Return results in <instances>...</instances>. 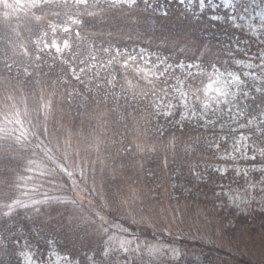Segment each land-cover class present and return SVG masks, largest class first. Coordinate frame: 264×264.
Listing matches in <instances>:
<instances>
[{
	"label": "trees",
	"instance_id": "16d2710c",
	"mask_svg": "<svg viewBox=\"0 0 264 264\" xmlns=\"http://www.w3.org/2000/svg\"><path fill=\"white\" fill-rule=\"evenodd\" d=\"M227 16L179 0H0V264H23V247L37 264L49 251L61 264H264V209L223 193L220 115L157 109L176 86L206 96L180 63L209 77L262 60ZM228 105L247 162L264 163V91L248 82Z\"/></svg>",
	"mask_w": 264,
	"mask_h": 264
},
{
	"label": "rangeland",
	"instance_id": "374dc122",
	"mask_svg": "<svg viewBox=\"0 0 264 264\" xmlns=\"http://www.w3.org/2000/svg\"><path fill=\"white\" fill-rule=\"evenodd\" d=\"M109 1L114 3H132L135 0ZM179 1L187 5L188 8L197 6L199 10L210 8L212 11H227V20L233 21L237 27L244 28L248 35L255 40V43H253L254 47H249V50L259 51V57L261 53L262 60L255 63V61L243 59V61H239L238 69L232 70L214 67L210 71L209 77L206 74L201 75V64L180 63L178 65L180 70L194 69L199 72L203 81L200 84V89L202 93L207 92V94L199 99H193L188 96L187 92L176 86L172 89V93H168L159 99L157 109L161 113L166 114L179 105L182 108L183 116L191 115L193 118L204 117L203 120L213 117L214 114L220 115L224 128L232 133L227 147L225 149L222 148V157L225 162L217 166V170L220 173L228 170L233 172L232 177L234 178L232 180L230 178L223 190V193L227 197L228 206L245 213L251 209H264V163L247 162L253 156L251 155L250 140L249 135L246 133V126L243 123H238L237 113L239 111L231 109L233 106L222 102L225 100L236 101L237 96L248 82L257 87V89L261 87L264 91V0ZM213 17L220 18L221 16L217 12H214ZM222 20H224V17ZM257 44H261L263 49L257 47ZM55 48H62V46L56 44ZM142 58L147 62L151 61L155 67L164 64L159 56L155 54L143 53ZM236 77H239V81L236 80ZM222 92H226L228 95H222ZM168 105H171V107H167ZM228 112H231V115H228ZM241 174L243 176H240ZM20 258L23 264H37V262H40L35 257L32 249L26 247H23L20 251ZM65 258L58 255L55 251H49L47 260H44V263L61 264L64 263ZM194 264L210 263L199 255H196L194 256Z\"/></svg>",
	"mask_w": 264,
	"mask_h": 264
},
{
	"label": "snow or ice",
	"instance_id": "6c2138e0",
	"mask_svg": "<svg viewBox=\"0 0 264 264\" xmlns=\"http://www.w3.org/2000/svg\"><path fill=\"white\" fill-rule=\"evenodd\" d=\"M45 2H49V0H45ZM78 2H79V3H84V4H86V3H87V0H78ZM64 31H69V29L65 28ZM57 51H60V49L58 48ZM236 80L239 81V77H236ZM257 91H259V90H257ZM222 95L227 96L228 93H226V92H222ZM233 95H235V94H233ZM245 95H246V94H245ZM222 102H223V103H226V104H227V103H231V101H229V100H225V101H222ZM44 107H45V108H50L51 105H50V103H46V104L44 105ZM167 107H171V105H168ZM166 114H167V115H171L172 113H171V112H168V113H166ZM183 118H188V117H183ZM203 118H204V117H201V119H203ZM209 123H211V121H209ZM22 139H26V133L23 132V131H21V132H20V135L16 137V142H17V143H20ZM68 174L71 175V173H68Z\"/></svg>",
	"mask_w": 264,
	"mask_h": 264
}]
</instances>
